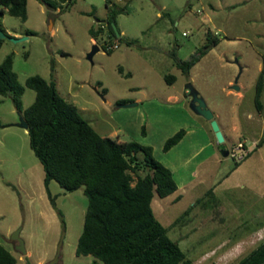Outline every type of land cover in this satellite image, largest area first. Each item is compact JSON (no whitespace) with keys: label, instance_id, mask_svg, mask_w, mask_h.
Masks as SVG:
<instances>
[{"label":"rangeland","instance_id":"1","mask_svg":"<svg viewBox=\"0 0 264 264\" xmlns=\"http://www.w3.org/2000/svg\"><path fill=\"white\" fill-rule=\"evenodd\" d=\"M3 9L0 28L8 37H28L6 38L0 49V64L13 54L25 88L22 111L11 95H0V244L16 264H51L58 253L55 264L95 260L76 254L88 207L83 188L68 191L50 182L63 223L28 131L19 125L36 99L26 86L34 75L53 79L101 136L150 146L173 172L178 190L165 198L155 193L152 209L192 264H237L264 241V0H70L56 9L28 0L25 22ZM109 24L121 40L110 37ZM101 27L93 38L90 29ZM209 33L217 45L209 43ZM95 45L100 51L91 61ZM201 51L206 54L189 76L172 56L185 61ZM170 74L173 84L165 79ZM237 77L239 90L233 88ZM188 83L213 112L223 145L210 121L191 109ZM122 101L136 105L123 107ZM181 129L184 138L165 151ZM239 144L247 153L243 160L221 153L222 146L235 150ZM16 230L26 253L16 249Z\"/></svg>","mask_w":264,"mask_h":264},{"label":"trees","instance_id":"2","mask_svg":"<svg viewBox=\"0 0 264 264\" xmlns=\"http://www.w3.org/2000/svg\"><path fill=\"white\" fill-rule=\"evenodd\" d=\"M40 1L56 9L60 2L70 0ZM27 2L0 0V20L5 8L11 16L25 22ZM109 29L110 37L122 39L110 24ZM102 30L103 27L97 31L92 28L90 33L94 38ZM33 34L36 33H27ZM3 42L4 39L0 38V49ZM209 43L217 45L219 40L209 33ZM127 44L131 42L127 41ZM205 54L201 51L185 61L178 59L175 53L172 56L176 66L189 76L192 67ZM165 79L168 84H173L176 77L170 74ZM26 86L36 92L34 103L23 111L29 125L30 147L43 166L48 197L62 222L63 213L57 208L49 189L52 180L68 191L83 188L88 198L76 254L92 256L94 264H192L153 212L155 193L161 198L168 197L178 190V185L173 172L154 158L152 147L101 136L78 108L60 95L53 79L48 81L34 75L26 80ZM262 90L261 75L256 85L258 106ZM24 92L14 70L13 54H9L0 64V95H11L16 109L22 111ZM126 103L122 101L120 104ZM185 134V129H181L168 138L164 150L172 149ZM16 263V257L0 244V264ZM237 264H264V241Z\"/></svg>","mask_w":264,"mask_h":264},{"label":"water","instance_id":"3","mask_svg":"<svg viewBox=\"0 0 264 264\" xmlns=\"http://www.w3.org/2000/svg\"><path fill=\"white\" fill-rule=\"evenodd\" d=\"M115 31L117 32V36H121V34L119 33V31L115 28ZM0 38L1 39H6V38H10L8 37V35L0 28ZM28 37H25L23 39H18V38H10L13 42H19L21 40H25ZM100 51V48L98 47V45H95L92 49V51L88 54V59L89 60H93L94 55ZM238 80L239 77H237L235 79L233 88L235 90H239V86H238ZM187 90L189 91V95L191 97V102H190V107L191 109L197 114L200 115L202 117H204L206 120L210 121L211 126L213 128V131L215 132V136L217 138V141L219 144H224L225 142V136L220 128L219 123L217 122V120L214 117L213 112L208 108L207 103L205 101V99L200 95V93L198 92V90L192 85V83H188L186 86ZM135 103H130V104H122L121 106L123 107H131V106H135ZM20 127L24 128L25 130H28V123L26 122V120L24 119V117H21V122H20ZM221 153L223 154V156L228 157L229 156V150L225 147L222 146V150ZM12 239L18 241V244L16 245V249L21 251L22 253H26L25 247H24V241L22 240V238L20 237V230H16L13 235H12ZM59 254H57V256L55 257V259L53 260V262H51V264H55L56 261H58L59 259Z\"/></svg>","mask_w":264,"mask_h":264},{"label":"built area","instance_id":"4","mask_svg":"<svg viewBox=\"0 0 264 264\" xmlns=\"http://www.w3.org/2000/svg\"><path fill=\"white\" fill-rule=\"evenodd\" d=\"M118 48V45L110 46V49ZM240 152V153H239ZM229 155L234 158H237L238 161H241L247 155L246 151L243 149V144H239V146L235 150H229Z\"/></svg>","mask_w":264,"mask_h":264},{"label":"crops","instance_id":"5","mask_svg":"<svg viewBox=\"0 0 264 264\" xmlns=\"http://www.w3.org/2000/svg\"><path fill=\"white\" fill-rule=\"evenodd\" d=\"M93 41H95V40H93ZM172 96H170L169 98H171ZM186 135V134H185Z\"/></svg>","mask_w":264,"mask_h":264}]
</instances>
